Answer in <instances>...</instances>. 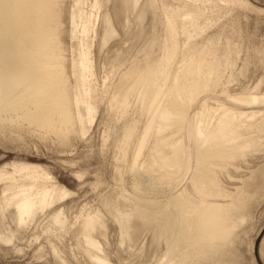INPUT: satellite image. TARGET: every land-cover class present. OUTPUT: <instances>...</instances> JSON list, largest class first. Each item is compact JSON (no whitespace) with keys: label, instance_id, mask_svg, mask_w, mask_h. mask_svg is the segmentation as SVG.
<instances>
[{"label":"bare ground","instance_id":"obj_1","mask_svg":"<svg viewBox=\"0 0 264 264\" xmlns=\"http://www.w3.org/2000/svg\"><path fill=\"white\" fill-rule=\"evenodd\" d=\"M87 1L89 9L84 11ZM107 1L72 0L67 6L63 0H0V135L15 141L13 131L23 126L33 133L45 128V134L52 132L64 144L71 135H84L103 106V126L109 132L116 129L111 134L114 186L101 196V209L82 220L81 235L75 236L82 257L90 264H110L95 238L105 237L111 222L128 245L138 243L142 232L149 230L151 243H163L166 255L177 257L179 264H239L237 231L247 222L252 201L264 185V165L248 170L249 177L242 178L235 191L224 189L218 177L233 176L230 168L241 167L263 151L264 96L236 95L217 105L208 99L221 82L233 48L224 37L222 51L221 38L197 39L205 32L199 23L206 15L201 0L141 2L137 23L150 13L154 28L160 26L162 32L153 28L145 47L132 59L125 47L109 51L106 63L113 75L105 91H99L92 57L95 21L101 18L100 36L93 37L103 48L116 36L114 22L139 4L113 0L108 10ZM141 30L134 32L135 38L143 36ZM69 41L70 58L65 56ZM256 104L259 107L252 109ZM195 105L199 115H190ZM8 165L9 169L0 168V218L9 210L16 228L69 194L39 164ZM125 175L130 177L128 187ZM63 216L59 210L50 222L64 224ZM11 240V235L0 237L6 243Z\"/></svg>","mask_w":264,"mask_h":264},{"label":"rangeland","instance_id":"obj_2","mask_svg":"<svg viewBox=\"0 0 264 264\" xmlns=\"http://www.w3.org/2000/svg\"><path fill=\"white\" fill-rule=\"evenodd\" d=\"M63 1L64 3H69H65L67 6L72 3V0H69L70 2L68 0ZM108 1L106 5L107 9L110 10V5L113 4V0ZM143 1L144 0L136 1L139 3L138 7L136 6V8L132 11L133 15L130 12L125 16L128 19L123 17L121 18L123 19L122 21L120 19L119 21L114 22L113 27L116 32V36L112 38L114 39V42H112V39L109 40L111 44L109 45V43H107L103 46V48L97 45L99 44V38L97 37H99V34L101 33V22L99 23V21H101L100 13L103 10L99 11L98 18L100 19H97V22L95 21L94 26L96 28V33H92V35L96 34L93 36L97 37L94 38L90 34L93 39L92 57L94 56V59H96V61L93 60V62H95L94 83L99 91H105L106 84L113 75L112 71H110V68L108 67L109 65L107 66L108 62L106 63V60L109 59L108 56L112 54L111 52L114 51L113 53H115L118 47L124 50L125 47L126 50L131 51L129 52V59H132L138 56L140 50L145 47L148 41L146 39H149L154 31L160 29V26H157L155 27L157 28L155 30V17L150 13L144 17V22L142 21L143 23H137L136 13ZM156 1L157 0H155V2ZM201 1L203 2V5L201 4ZM201 1L199 2L200 5L204 7L206 6V10L204 9V14L206 15L201 18L202 22L199 21V23L202 24H200V27H202V29L204 27L205 32H202V37L199 36L197 39H204L205 36H214L219 39L221 38L220 42L222 44L218 41L217 42L218 47L221 46L219 49L222 51L224 48V37L227 38V40H224V43L228 41V43H231V48H233L231 52L232 58L223 71L221 82L217 87L212 89V92L208 94V99H212L211 101L213 104L217 105L220 104V100L221 103L226 102L225 99L236 95H245L246 97L264 96V0H239L240 2L236 1L238 4L234 2L229 3L227 1L226 3H223L224 1L220 3L219 1L218 4L217 0H205V2L203 0ZM213 4L214 6L217 4L215 7L221 6L220 9L219 7L217 9L214 8ZM211 6H213L214 9ZM82 8L84 11H87L89 9V1H87ZM207 9L210 10L207 11ZM216 11L217 13H215ZM128 15L131 16L129 17ZM147 16H153V18H148ZM117 22H120V25H118L116 31L115 24ZM208 23L209 26L207 27L206 25H208ZM64 25L63 29L65 27L66 31L67 26L66 24ZM140 30L143 32V36L138 37L139 39L135 38L136 34ZM97 31L100 33L98 34ZM134 32L137 33L135 34ZM156 32L161 33L162 29L157 30ZM218 32L220 36L218 35ZM222 33L223 35L225 34V36L221 35ZM122 35H124V38ZM148 36L150 37L148 38ZM218 38L216 40H218ZM72 43L73 41L68 42L69 47L67 46L68 50L65 53L66 57L69 56L68 58H70L71 55L70 46L72 47ZM94 44L97 45H95L97 48H94ZM126 47L129 48L127 49ZM113 49H116V51ZM132 49H134L133 52ZM109 51L111 52L109 53ZM221 51H219V53ZM94 52H98V54L95 55ZM97 55L100 56L98 57ZM95 56H97V58ZM211 101H208V103L210 102L209 104H211ZM197 102H199V100ZM205 104L209 106L207 103ZM262 106L264 107V105H260V107ZM101 107V112L100 110L98 111L93 122L90 124L88 131L84 135H71L68 141L64 144L60 143L59 139H57L56 135L52 132L45 134V128L41 129V131L39 130L41 134H38L39 132L33 133L28 129V127L27 130L24 128L25 126H23L22 130L18 129L13 131L15 135L18 134L15 136L12 133L14 135H12V137H14L15 141L10 140V137L6 134L0 135V168L3 166L4 168L9 169L8 164L12 161L39 164L49 173V178L52 179V182H55L57 185L63 187L69 192V194L63 199L53 203L42 212L37 213L32 221H27L17 228L12 217V212L9 210L5 212L4 216L0 218V237L11 235L12 240L8 243L0 241V264H90L84 257H82L81 252L77 249L75 236L81 235L80 227L82 225V220L101 209L100 201L103 199L101 196L103 195L102 197H105V194L107 196L110 193L109 191L113 189L114 183L111 185V182H113L114 179L111 180V178H114V168H116V160H113L115 159V151L111 152L112 149L114 150V145H112L111 142H113L112 136L114 135L113 133H116V129H112L110 132L105 129V126H103V122L101 121L103 119L101 116L105 117L106 112H104ZM258 107L259 105L256 104L252 109L256 110ZM203 108L204 107H202V109ZM209 109H211L210 106ZM199 112L200 108L195 105L191 107L189 113L190 115H199ZM12 129H14V127ZM105 136L107 137L105 138ZM107 138H110L111 140H108ZM107 142H109V144ZM104 143H107V145ZM102 146H104V149ZM102 150L105 151L102 152ZM255 154L253 156H255L257 160L252 156V158H248L249 162L247 159L246 163H243L241 167L236 166V168H230V173H232L233 176H225L226 178L222 176L218 177L224 189L235 191V189L240 187L244 180L249 177L248 173L251 172L250 169L255 170L259 167H263L257 165H264V149L263 151ZM253 158H255L254 161L251 160ZM251 162L257 164L252 165ZM243 165L244 167H242ZM239 168L241 170H239ZM248 170L250 172H248ZM111 172H113V174ZM234 173H237V175ZM79 174H81V177H78ZM239 175L240 177H238ZM124 177V185L125 187H128L130 183L128 178L130 179V177L126 175ZM242 178L245 179L243 180ZM1 187L2 184L0 183V195H2ZM263 187L264 185L260 187L261 189H259V195L252 201L253 206L251 205L252 208L249 212L247 222L237 231L240 239V244L237 248V251L240 253L239 264H264V242L262 241L264 232L256 247L255 254L256 239L264 229ZM59 210H62L64 215V224L52 225L50 222L52 214ZM48 224L52 226L49 225V227H47ZM111 224L112 223L109 222V227L105 231V237L100 236L99 238H95L101 242L103 250L110 260V264H179L177 257L173 258L166 255L163 243H159L157 246L151 243L152 234L149 230L142 232L138 243L135 245H128L126 242H122L120 240L116 225L113 224L112 227ZM46 227L50 229L49 232ZM60 231L64 232V234L59 236L60 238L58 237V239L57 236L55 237L54 235ZM51 232L54 235L51 236ZM140 248L142 250H140ZM118 252L120 254L119 256H117ZM78 255H81V258ZM83 261L86 262L84 263Z\"/></svg>","mask_w":264,"mask_h":264},{"label":"water","instance_id":"obj_3","mask_svg":"<svg viewBox=\"0 0 264 264\" xmlns=\"http://www.w3.org/2000/svg\"><path fill=\"white\" fill-rule=\"evenodd\" d=\"M263 232H264V229L262 230V232L259 234V236H258L257 239H256V242H255V254H256V247H257V245H258V243H259V240H260V238H261Z\"/></svg>","mask_w":264,"mask_h":264}]
</instances>
